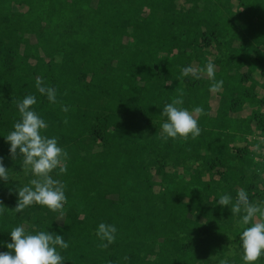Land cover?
I'll return each instance as SVG.
<instances>
[{
	"label": "trees",
	"instance_id": "trees-1",
	"mask_svg": "<svg viewBox=\"0 0 264 264\" xmlns=\"http://www.w3.org/2000/svg\"><path fill=\"white\" fill-rule=\"evenodd\" d=\"M233 41L238 47L231 48ZM213 47L215 80L224 82L218 93L209 91L206 76L181 74L187 66L205 67L194 57ZM261 48L264 0H0L3 164L9 172L23 163L11 157L5 137L20 119L15 102L29 94L48 125L42 134L57 137L68 153L67 171L51 174L65 185L63 216L35 204L10 212L6 203L15 209L17 185L0 179V253L9 251L10 231L21 225L61 235L69 243L58 249L63 264H199L222 250L205 233L226 231L239 215L220 206V196L235 201L240 189L254 191L250 201L257 196L245 148L229 147L239 129L228 114L256 102L246 123L264 132V100L255 98L251 81L256 70L264 89ZM38 77L56 89L55 104L37 91ZM181 94L180 107H203L201 134L163 140L162 110ZM211 94L218 100L213 110ZM198 160L200 169L190 173L188 164ZM219 167L228 183L213 186ZM166 168L187 177L166 187L173 176ZM33 178L26 175L21 187ZM101 222L117 228L107 249L98 247ZM240 234L232 241L238 250Z\"/></svg>",
	"mask_w": 264,
	"mask_h": 264
},
{
	"label": "clouds",
	"instance_id": "clouds-1",
	"mask_svg": "<svg viewBox=\"0 0 264 264\" xmlns=\"http://www.w3.org/2000/svg\"><path fill=\"white\" fill-rule=\"evenodd\" d=\"M216 66L209 61L205 67L187 66L181 69L185 77L191 75L195 79L206 76L212 83L209 91L218 93L223 88V80H215ZM36 89L47 97L50 103H56V89L45 84L43 77L36 79ZM37 102L36 96L29 94L21 101H16L20 119L13 125V130L6 135V142L10 144V155L15 159L18 155L23 157V170L30 173L33 179L29 184L18 187V200L14 213H22L27 207L35 204L48 208L53 212H60L63 216V206L66 203L65 185L51 175L59 169L63 174L67 171L66 161L68 153L58 146V138L42 134L48 125L34 111L33 105ZM184 103L181 96L164 106L162 116L166 121L161 125V138L175 140L177 138L192 139L201 134L197 117L204 114L202 106L195 107L192 111L180 107ZM67 106L61 105V111L67 112ZM67 123V121H65ZM255 139V138H254ZM260 143L254 145V150L261 153V143L264 137L259 138ZM0 179L9 181L8 170L0 157ZM11 194V192H10ZM220 206H231L233 215H239L238 223L242 226L239 236L242 247V260L244 264H256L264 254V200L250 201L248 193L240 189L237 191L235 201L229 194L220 196ZM5 210L2 206L0 211ZM117 228L115 225L99 223L96 236L101 249H107L115 242ZM11 243L7 244L8 252L0 253V264H63V257L58 249L66 250L69 243L61 235L49 231L31 233L21 225L11 229ZM127 260L128 257L123 258ZM220 264H228L221 260Z\"/></svg>",
	"mask_w": 264,
	"mask_h": 264
},
{
	"label": "rangeland",
	"instance_id": "rangeland-1",
	"mask_svg": "<svg viewBox=\"0 0 264 264\" xmlns=\"http://www.w3.org/2000/svg\"><path fill=\"white\" fill-rule=\"evenodd\" d=\"M239 43L238 41H233L231 43V48L238 47ZM264 51V48H261ZM217 51L215 48L203 50L200 54H198L194 59L197 61V63H202L205 65L207 62L211 61L213 57L216 55ZM194 64V63H192ZM206 66V65H205ZM257 71H253L251 73L253 79H251L252 83H254V89L252 90V93L254 94L255 98L257 100H264V89L262 87V82L256 75ZM251 83H247L246 85H249ZM209 105L211 110L215 109V106L218 104V100L215 98L213 94L209 95ZM258 108V103L254 102L253 104L245 103L242 105V107L234 110L233 112L228 114V117L232 120L233 126H238V133H236L232 138L230 139V146L229 147H237V148H245L246 150V158L249 160L250 165V171L249 173L253 175L258 176V180L254 182L255 184V191L257 193V196H254L252 201H258V200H264V143H261V153H257L254 150V145L257 143H260L259 138L264 137V132L260 131L259 129H255V125L251 122H247L249 119L250 111L253 109ZM260 112L263 113V107H260ZM258 132L259 135L256 133ZM255 138V139H254ZM198 161H192L190 164H188L189 172H194L195 169L199 168V162ZM234 164V163H231ZM216 170L219 171L220 175H217L214 171L212 179H213V186L217 184H224L228 177L227 170L223 167H219ZM166 172H168L169 175L173 173L172 178H169V182L165 184L166 187H169L172 182L176 181L180 178L186 179V174L182 172L180 168H177L174 170V172L170 171L168 168H166ZM9 177L17 185L16 189L12 191V194L14 196H18L17 189L18 187H21L22 179L30 174H26L23 170V163H14L8 172ZM203 179L207 181V176L205 173L202 172ZM155 178L153 180L158 181L159 177L154 176ZM20 184V185H19ZM159 189L158 186L154 189ZM193 190H198L200 187L196 186L192 188ZM254 194V191H250L248 193L249 196H252ZM8 196V195H6ZM8 199L5 200V202ZM6 209H8L10 212L14 209L9 203H6ZM240 219V216L233 217L232 221L229 222V224L226 226V231H220L217 235L213 231H210L208 229V232L205 233V235H214L217 237V240L220 241L221 247H223L222 250L216 252L213 255H208L204 261L200 262L199 264H220L221 260H227L228 264H244V261L242 260V250H238V247L236 244H234L233 238L235 235L241 233L242 226L238 223ZM199 222L202 223L203 220L199 219ZM200 237L202 235L200 234ZM234 257L237 258V260L234 259ZM256 264H264V254L261 255L260 259L256 262Z\"/></svg>",
	"mask_w": 264,
	"mask_h": 264
},
{
	"label": "crops",
	"instance_id": "crops-1",
	"mask_svg": "<svg viewBox=\"0 0 264 264\" xmlns=\"http://www.w3.org/2000/svg\"><path fill=\"white\" fill-rule=\"evenodd\" d=\"M258 135H259V133L258 132H256ZM232 138H234V137H230V139H232Z\"/></svg>",
	"mask_w": 264,
	"mask_h": 264
}]
</instances>
